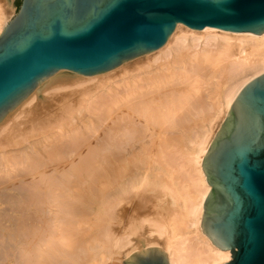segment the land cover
Listing matches in <instances>:
<instances>
[{
  "label": "bare ground",
  "instance_id": "obj_1",
  "mask_svg": "<svg viewBox=\"0 0 264 264\" xmlns=\"http://www.w3.org/2000/svg\"><path fill=\"white\" fill-rule=\"evenodd\" d=\"M12 3L0 0V36ZM262 74L264 33L178 24L160 50L116 69L41 81L0 122V249L19 245L20 264H123L153 246L168 264L228 262L203 225V160ZM149 204L162 210L142 214Z\"/></svg>",
  "mask_w": 264,
  "mask_h": 264
},
{
  "label": "water",
  "instance_id": "obj_2",
  "mask_svg": "<svg viewBox=\"0 0 264 264\" xmlns=\"http://www.w3.org/2000/svg\"><path fill=\"white\" fill-rule=\"evenodd\" d=\"M178 24L264 33V0H21L0 36V122L60 71L97 75L160 50ZM203 170L204 229L225 264H264V74L236 99ZM131 264H168L158 249Z\"/></svg>",
  "mask_w": 264,
  "mask_h": 264
},
{
  "label": "rangeland",
  "instance_id": "obj_3",
  "mask_svg": "<svg viewBox=\"0 0 264 264\" xmlns=\"http://www.w3.org/2000/svg\"><path fill=\"white\" fill-rule=\"evenodd\" d=\"M12 5L14 6V8H15V13H14V15L12 16V17H14L15 15H16V13H17V9L19 8V6H20V4H21V0H12ZM191 41V40H190ZM141 57V56H140ZM137 58H139V57H137ZM137 58H135V59H137ZM135 59H132V60H135ZM131 60V61H132ZM130 61V60H129ZM128 62V61H127ZM88 83H90V84H92L91 82H87V84ZM89 85V84H88ZM84 86V85H83ZM85 86H87L86 84H85ZM229 116H230V114H228L227 115V117H226V119L223 121V123L221 124V126H220V128L218 129V131L215 133V135H214V139H213V142H212V144H211V147L209 148V151H210V149L212 148V146H213V144H214V142H215V140L219 137V135L223 132V131H226L227 130V123H228V120H229ZM195 137V136H194ZM193 137V138H194ZM188 145H189V147H188ZM191 148H192V144H190V143H187V149H186V151H185V153L186 152H190V150H191ZM208 151V152H209ZM207 155V154H206ZM205 158V157H204ZM204 161V160H203ZM23 173V172H22ZM7 179H8V177L7 178H3V180H6L7 181ZM15 179V178H14ZM12 180V182L13 183H17L18 181V179H15V180ZM17 181V182H16ZM11 182V183H12ZM10 183V182H9ZM9 183H7V184H9ZM6 184V185H7ZM24 185V186H23ZM22 186H20V190H21V187H22V190L24 191V193L26 194H29L30 193V188L28 187V185H26V184H23ZM27 189V190H26ZM26 190V191H25ZM117 191V190H116ZM154 200V199H153ZM147 207V208H146ZM159 207H157V209H156V205H154L153 206V204H149V205H144L143 206V208H142V214H143V212H145V211H147V213H149V212H151L152 213V211H153V215L155 214V211H156V213L159 211H161L162 209H160ZM144 210V211H143ZM147 213H144V216H147L148 214ZM151 214V215H152ZM204 215H205V213H204ZM143 216V215H142ZM143 216V217H144ZM148 224V223H147ZM150 224V223H149ZM98 227V226H97ZM99 230H100V228H99ZM7 247H10V249H8ZM15 247H17L16 246V244H14L13 245V250L15 249ZM12 245H7V244H5L4 246H3V248L2 249H0V261L2 262V259L4 258V262L2 263V264H15V262H16V264H18V260H19V264H20V258L22 257V254H21V250H19V248H20V246L18 245V248H16V252H11V251H13L12 249ZM5 249V250H4ZM17 249L19 250V251H17ZM21 249V248H20ZM148 249H158V250H160V251H162L164 254H165V256L167 255L166 254V252L162 249V248H160L159 246H153V247H143V249H140V251L138 250V251H136L135 253H133L130 257L128 256V257H124L123 259H122V262H124L123 264H131V261H132V259H133V256L135 255V254H137V253H142L143 251H147ZM2 250L3 251H5V252H7L8 251V253H5L4 255H3V253L4 252H2ZM116 250H118V249H116ZM126 250V249H125ZM125 250H122L123 252L125 251ZM15 251V250H14ZM12 254L11 256H10V253ZM18 253H19V256H18ZM8 254V255H7ZM14 254H16L17 256H18V260H16L17 259V256L15 257V255ZM117 256V258L119 259L120 258V255H116ZM116 256L115 255H113L112 257H111V259L113 258V260H115V261H112V260H110V261H108L107 263H105V264H119L118 262V260H116L117 258H116ZM231 258H232V254H231ZM231 260V259H230ZM229 260V261H230ZM15 261V262H14ZM168 261V260H167ZM228 261V262H229ZM22 262V264H27V263H23V261H21ZM169 263V262H168ZM227 263V262H226ZM1 264V263H0Z\"/></svg>",
  "mask_w": 264,
  "mask_h": 264
}]
</instances>
